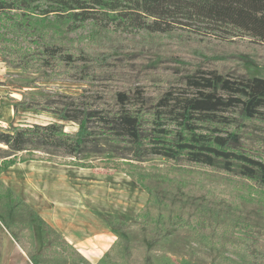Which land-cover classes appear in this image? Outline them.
I'll return each mask as SVG.
<instances>
[{
	"label": "rangeland",
	"instance_id": "obj_1",
	"mask_svg": "<svg viewBox=\"0 0 264 264\" xmlns=\"http://www.w3.org/2000/svg\"><path fill=\"white\" fill-rule=\"evenodd\" d=\"M43 44L82 60L44 67L36 56ZM198 68L264 78V47L247 38L150 34L89 22L74 27L33 10L3 13L0 129L57 123L75 134L77 124L53 115L62 102L105 100L111 91L132 85L153 96ZM31 95L38 100L27 105ZM20 102L31 110L22 106L14 115ZM248 125L242 145L264 159V124ZM93 131L87 151L75 157L39 150L3 158L0 144L1 160H16L1 179L8 177L7 184L33 200L41 220L69 228L77 241L88 244L94 232L110 234L105 253L90 262L75 248L51 247L52 238L38 226H33L32 248L24 234L12 237L9 228L17 231L21 214L8 206L0 208L1 264H23L12 256L19 255L14 243L45 264H264L263 186L240 177L236 168L224 172L220 164L205 167L156 156L134 161L128 146ZM3 251L10 252L4 260Z\"/></svg>",
	"mask_w": 264,
	"mask_h": 264
},
{
	"label": "trees",
	"instance_id": "obj_2",
	"mask_svg": "<svg viewBox=\"0 0 264 264\" xmlns=\"http://www.w3.org/2000/svg\"><path fill=\"white\" fill-rule=\"evenodd\" d=\"M24 10L53 16L55 22L74 27L89 22L150 34L183 32L220 41L247 38L264 47V0H0V14ZM38 51L36 56L44 67L82 60L54 44H43ZM36 100L38 97L31 95L27 105ZM22 106L31 110L20 102L13 106L14 115ZM56 111L53 115L57 119L78 125L75 134L65 132L57 123L9 124L0 129L3 158L39 150H59L75 157L87 151L97 129L111 141L128 146L131 160L156 156L171 161L184 158L205 167L220 164L224 172L236 168L240 177L264 187V159L254 157L242 145L249 123L264 124V78L198 68L153 96L147 95L142 85H132L111 91L105 100L95 97L62 102ZM15 162L1 160L0 149V173ZM8 206L21 214L14 227L17 231L9 228L12 237L24 234L34 248L33 226H38L52 238L51 247L74 251L0 181V208ZM22 249L32 264H45L38 261L39 255Z\"/></svg>",
	"mask_w": 264,
	"mask_h": 264
},
{
	"label": "crops",
	"instance_id": "obj_3",
	"mask_svg": "<svg viewBox=\"0 0 264 264\" xmlns=\"http://www.w3.org/2000/svg\"><path fill=\"white\" fill-rule=\"evenodd\" d=\"M5 179L8 180V177ZM1 180L2 179H1V173H0V181ZM5 181L2 180V182L9 188V190H11L19 199L24 201L31 210H33L34 212H36L38 214V211L34 205L33 200L28 198L21 190L17 191L14 188H12L11 185L13 186V183L11 184V182L8 181L9 184H7ZM24 181H26V180H24ZM48 225L52 229H54L57 233H59L63 237V239L65 240V242L67 244H69L73 248H75L80 254L83 255V258H85L86 260H88L90 262L98 260L100 258V256H102L105 253L106 249L110 245V242H108V241L111 239L110 237H112V236H109L110 234L108 235L107 233H104L103 236H102L101 232L91 233L92 235L95 236V238H94V240L92 239L87 244V243L83 242L84 240L83 241H81V240L77 241L71 235L72 231H69V228L62 227L61 225H53L51 223H49ZM13 247L19 253V255H17V256L12 255L15 258V260L16 261H22L21 263H23V264H30L29 260H27V258H26L27 255L25 254V252L23 250H21V248L16 243L13 244ZM8 255H10V252L3 251V254H2L3 260L5 257H8ZM95 256H97V257H95ZM0 264H1V246H0Z\"/></svg>",
	"mask_w": 264,
	"mask_h": 264
}]
</instances>
